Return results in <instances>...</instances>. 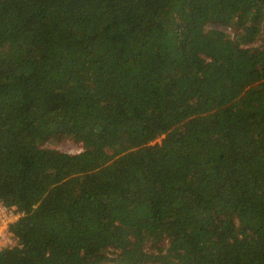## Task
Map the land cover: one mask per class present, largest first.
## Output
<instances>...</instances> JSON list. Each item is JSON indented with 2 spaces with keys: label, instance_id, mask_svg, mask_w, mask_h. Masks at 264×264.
Masks as SVG:
<instances>
[{
  "label": "trees",
  "instance_id": "1",
  "mask_svg": "<svg viewBox=\"0 0 264 264\" xmlns=\"http://www.w3.org/2000/svg\"><path fill=\"white\" fill-rule=\"evenodd\" d=\"M0 201V264H264V0H0Z\"/></svg>",
  "mask_w": 264,
  "mask_h": 264
},
{
  "label": "built area",
  "instance_id": "2",
  "mask_svg": "<svg viewBox=\"0 0 264 264\" xmlns=\"http://www.w3.org/2000/svg\"><path fill=\"white\" fill-rule=\"evenodd\" d=\"M21 215L14 207L5 205L0 201V248L11 247L16 243V237L10 228L11 222Z\"/></svg>",
  "mask_w": 264,
  "mask_h": 264
},
{
  "label": "rangeland",
  "instance_id": "3",
  "mask_svg": "<svg viewBox=\"0 0 264 264\" xmlns=\"http://www.w3.org/2000/svg\"><path fill=\"white\" fill-rule=\"evenodd\" d=\"M221 27V25H218ZM57 146L65 151L69 152H77L81 150L82 146L80 143L73 142L72 139H65L63 141H59L57 143Z\"/></svg>",
  "mask_w": 264,
  "mask_h": 264
}]
</instances>
